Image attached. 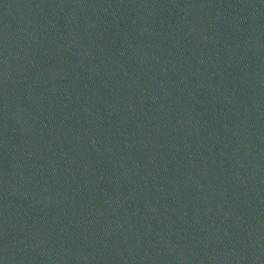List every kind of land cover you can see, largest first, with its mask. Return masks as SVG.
Wrapping results in <instances>:
<instances>
[{
	"label": "water",
	"instance_id": "95a60500",
	"mask_svg": "<svg viewBox=\"0 0 264 264\" xmlns=\"http://www.w3.org/2000/svg\"><path fill=\"white\" fill-rule=\"evenodd\" d=\"M2 264H264V0H0Z\"/></svg>",
	"mask_w": 264,
	"mask_h": 264
},
{
	"label": "snow or ice",
	"instance_id": "6c2138e0",
	"mask_svg": "<svg viewBox=\"0 0 264 264\" xmlns=\"http://www.w3.org/2000/svg\"><path fill=\"white\" fill-rule=\"evenodd\" d=\"M0 264H2V262H0Z\"/></svg>",
	"mask_w": 264,
	"mask_h": 264
}]
</instances>
